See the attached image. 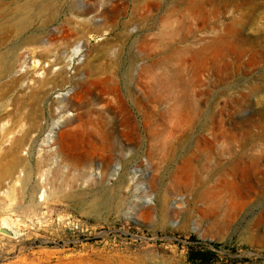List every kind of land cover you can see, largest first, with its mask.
Here are the masks:
<instances>
[{
  "label": "rangeland",
  "instance_id": "obj_1",
  "mask_svg": "<svg viewBox=\"0 0 264 264\" xmlns=\"http://www.w3.org/2000/svg\"><path fill=\"white\" fill-rule=\"evenodd\" d=\"M46 1L0 0V264H264V0Z\"/></svg>",
  "mask_w": 264,
  "mask_h": 264
},
{
  "label": "bare ground",
  "instance_id": "obj_2",
  "mask_svg": "<svg viewBox=\"0 0 264 264\" xmlns=\"http://www.w3.org/2000/svg\"><path fill=\"white\" fill-rule=\"evenodd\" d=\"M58 1L59 0H48V1L44 2L43 4H39L40 6H39V9H38L37 15L38 14L39 15H43L44 14L43 16H44V23H45V25L47 23H50V22L53 21L54 17L52 16V11L54 10V8L57 5ZM27 7H24V9H27ZM38 20H39V17H38ZM30 26H31V24L28 21H25V22L24 21H21L18 24V30L20 32L24 33L26 30H28L30 28ZM20 32H18V33H20ZM63 34H64V31H63ZM63 34L61 32V36H60V39L61 40H64L66 38V36L63 35ZM82 47L83 46H82L81 43H76L70 49H68L66 51L65 50L62 51L61 52V57L59 56L60 59L56 57V58H53V59L51 58L50 60H48L47 61V64H48L47 67L43 66L42 67V72L38 73L39 77L41 78V82L42 83H47V81L48 82L49 81H52L51 83H52L53 87H58V85H60L61 83H64L67 80V77H65V75H67V70H68L69 67L75 65L76 58L80 55V53L82 51ZM37 65H38L37 64V61H34L32 67L33 68L35 67V69H36V66ZM0 67H2L1 68V74L2 73L4 74L6 72H9L12 69V66H8L7 65V61H6L5 58H3L2 61L0 62ZM40 68H41V66H40ZM74 100H75V98H74ZM68 119L70 120V118H68ZM64 134H65L64 132L61 133V138H63ZM48 138H50L51 140H53L52 135H49ZM20 144H21V142H19L17 145H20Z\"/></svg>",
  "mask_w": 264,
  "mask_h": 264
},
{
  "label": "trees",
  "instance_id": "obj_3",
  "mask_svg": "<svg viewBox=\"0 0 264 264\" xmlns=\"http://www.w3.org/2000/svg\"><path fill=\"white\" fill-rule=\"evenodd\" d=\"M210 254L208 251H195L188 254L187 259L191 264H208L207 257Z\"/></svg>",
  "mask_w": 264,
  "mask_h": 264
}]
</instances>
